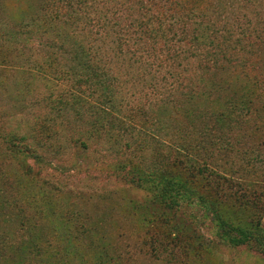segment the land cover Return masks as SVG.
<instances>
[{
    "label": "rangeland",
    "instance_id": "1",
    "mask_svg": "<svg viewBox=\"0 0 264 264\" xmlns=\"http://www.w3.org/2000/svg\"><path fill=\"white\" fill-rule=\"evenodd\" d=\"M75 1L0 0V243L32 249L29 260L36 264H264L263 196L256 204L224 196L227 189L211 197L196 180L190 185L195 194L178 207L155 199L143 170L153 169L156 135L153 127L129 131L135 116L125 103L143 100L151 80L148 61L133 64L128 60H134L133 46L117 48L115 37L87 35L101 18L111 25L106 17L113 15L100 13L98 0H89L86 13L72 9L75 16L68 8ZM192 1L207 21L242 16L235 12L240 0ZM247 7L238 12L264 19V0ZM94 63L113 73L125 94H110L106 108L100 89L99 97L90 96L75 83L94 72ZM197 71L201 81L186 73L188 89L183 81L184 90L176 91L179 98L195 91L192 104L178 96L169 102L172 122H181L190 109L195 115L199 109L222 111L228 100L245 94L240 74L223 70L220 90L211 71ZM165 77L161 83L170 85ZM76 91L82 94L73 97ZM173 104L185 105L179 116ZM255 116L244 135L255 147L260 142L264 155V107ZM249 170L253 174H244L241 182L248 194L263 195L264 167ZM214 218L253 234V242L226 244Z\"/></svg>",
    "mask_w": 264,
    "mask_h": 264
},
{
    "label": "trees",
    "instance_id": "2",
    "mask_svg": "<svg viewBox=\"0 0 264 264\" xmlns=\"http://www.w3.org/2000/svg\"><path fill=\"white\" fill-rule=\"evenodd\" d=\"M259 2L260 0H240L241 6L235 10L242 14L240 19L231 14L230 17H225L226 21L215 23L207 21L204 10L200 11L198 3L192 0H98L100 13L113 15L106 17L107 20L113 19V23L110 25L101 18L97 22L101 24L97 25L98 29L93 30L90 27L85 33L115 37L117 48L123 45L133 46L134 60L128 57L133 64L142 59L148 61L147 69L151 80L146 81L148 85L142 96L143 100L139 104L133 100L125 103L130 105V111L135 116L134 125H131L129 131L153 129V134L156 135L152 137L155 142L151 161L153 169L143 170V180L156 190L153 193L155 199H160L159 202L166 208H175L180 202L190 200L191 194H195L190 185L196 180L202 181L204 189L211 197L220 196V192L226 189L224 196L247 197L248 200L244 202L249 204H256V198L264 197V192L257 197L252 192L249 195L241 182L244 174H253L250 167H264L261 143H254L258 145L255 147L246 141L247 137L244 135L251 119L264 107L260 103L264 101V19L258 18L261 16L259 13L256 17H249L238 12ZM87 4H90L89 0H77L69 3L68 8L76 16L72 9L86 13L83 10L87 8ZM219 16L223 18L222 14ZM109 26L118 29L114 31ZM62 50L59 48V51ZM118 50L123 53L122 49ZM96 64L92 65L94 72L80 75L75 83L82 84V88L91 92L90 96L99 97L100 89L101 97L104 98L103 107L106 108L112 103L108 99L110 94L122 97L125 94L122 93L115 75L95 67ZM199 68L213 73H210L212 81L220 90L223 89L220 85L223 70L242 75L246 82L245 94L228 100L222 111L208 112L207 109H199L195 115L196 109H190L181 114V122H172L169 112H166L169 110V102H174L173 97L178 96L177 100L182 103L189 100L192 104L195 91L189 90L190 94L186 92L180 98L176 91L188 89L186 73L190 75L189 80L201 81L197 75ZM175 71L184 75L178 77ZM165 76L170 77L167 82L170 85L161 83L162 79H166ZM178 80L180 84H176ZM77 93L82 94L76 91L72 96L77 97ZM173 106L176 108H173L174 116H179V112L185 108V105L182 108H177L175 104ZM138 124L141 126L137 127ZM158 134L164 135L160 139ZM145 139L150 138L145 136ZM219 161L225 164V168ZM154 169L156 173L153 172ZM223 170L226 172L222 175ZM213 220L218 235L226 244L238 247L253 242V234L217 218ZM34 240L36 239L33 238L29 243ZM258 250L262 251L260 248ZM33 252L26 246L13 247L5 240L0 243V264H12V259L22 261L23 258V264H36L29 260ZM262 252L264 255V251ZM19 255L22 257H17Z\"/></svg>",
    "mask_w": 264,
    "mask_h": 264
}]
</instances>
